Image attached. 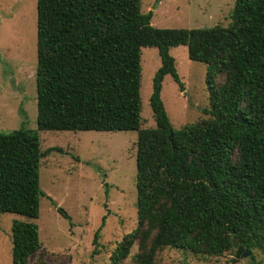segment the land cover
<instances>
[{"label":"trees","instance_id":"16d2710c","mask_svg":"<svg viewBox=\"0 0 264 264\" xmlns=\"http://www.w3.org/2000/svg\"><path fill=\"white\" fill-rule=\"evenodd\" d=\"M37 13L38 130L0 134V213L40 216L41 162L53 150L42 151L39 131H138V227L109 264L136 245V264H155L165 248L222 256L233 240L252 260L264 254V0H235L229 26L192 30L154 27L142 0H37ZM180 46L206 65L211 119L176 130L162 91L168 75L185 90L170 53ZM147 47L162 64L150 100L156 128L141 129ZM12 236L14 264H51L36 223L14 220Z\"/></svg>","mask_w":264,"mask_h":264},{"label":"rangeland","instance_id":"374dc122","mask_svg":"<svg viewBox=\"0 0 264 264\" xmlns=\"http://www.w3.org/2000/svg\"><path fill=\"white\" fill-rule=\"evenodd\" d=\"M234 5L235 0H142V11H153L156 28L192 30L229 26ZM37 16V0H0V134L38 130ZM170 53L185 85L181 91L170 75L163 82L162 100L174 129L210 120L205 112L210 108L206 65L191 61L186 46ZM161 64L157 48H143L141 129L156 128L150 100ZM39 136L42 151L53 150L42 159L40 169L47 196L41 198L37 220L0 213V264H14V220L39 226L51 264H109L119 243L138 227V131H39ZM102 226L101 254L95 255L93 240ZM236 252L203 257L165 248L155 264H234ZM137 253L136 245L123 264H136ZM235 264H264V254L257 251L255 260L241 257Z\"/></svg>","mask_w":264,"mask_h":264},{"label":"water","instance_id":"95a60500","mask_svg":"<svg viewBox=\"0 0 264 264\" xmlns=\"http://www.w3.org/2000/svg\"><path fill=\"white\" fill-rule=\"evenodd\" d=\"M195 38V36H191L190 41H192ZM233 247L237 251L236 252V259L233 261L235 264L241 257L243 258H249L252 256L253 252L250 250L245 249L243 246H241L236 240H233Z\"/></svg>","mask_w":264,"mask_h":264}]
</instances>
